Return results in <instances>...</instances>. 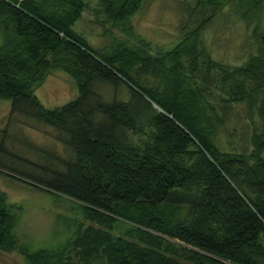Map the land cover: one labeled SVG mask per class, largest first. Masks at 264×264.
Returning <instances> with one entry per match:
<instances>
[{"label": "trees", "instance_id": "1", "mask_svg": "<svg viewBox=\"0 0 264 264\" xmlns=\"http://www.w3.org/2000/svg\"><path fill=\"white\" fill-rule=\"evenodd\" d=\"M142 2L100 5L118 24ZM86 7L0 0V101L18 125L51 127L67 149L41 148L35 161L10 150L4 132L0 174L77 201L71 211L82 218L59 249L19 246L21 207L0 187V250L19 251L28 264H264V128L250 125L242 152H223L213 137L224 119L209 116L205 102L219 63L222 111L247 102L250 120L264 124V33L261 55L232 69L199 49L210 18L159 56L123 41L100 51L74 28ZM55 71L70 75L77 95L49 109L37 91ZM139 71L160 85L147 87ZM103 83L123 85L128 97L106 101Z\"/></svg>", "mask_w": 264, "mask_h": 264}, {"label": "rangeland", "instance_id": "2", "mask_svg": "<svg viewBox=\"0 0 264 264\" xmlns=\"http://www.w3.org/2000/svg\"><path fill=\"white\" fill-rule=\"evenodd\" d=\"M223 1L222 5H211V0H143L130 20L115 24L107 19L100 0H87L83 19L74 28L96 50H109L118 41L132 47L146 43L149 46L148 52L152 56H159L177 47L191 31L210 18L196 38L199 49L209 52L215 61L232 69L248 62L251 56L261 55L264 1ZM185 60L188 64L189 58ZM216 66H212L211 72L213 84L219 86L218 75L221 70ZM139 74L140 81L147 87L160 85V79L152 74H142L141 71ZM217 86H212L213 97L205 100L208 115L220 117L225 122L223 125L216 123L214 143L223 152H242L253 131L250 125H256L261 130L264 124L257 115H253L250 120L247 102L233 104L223 112L220 105L225 94ZM97 90L106 101L128 97V90L123 85L103 83L98 85ZM76 95L77 89L72 78L60 71L49 75L37 91L39 100L49 109L70 102ZM210 107L216 108L215 113L211 112ZM17 122L10 115L9 103L0 101V140L5 132L4 140L10 150L35 161L39 160L35 153L41 148L56 151L61 156L67 153L66 147L56 138L57 132L51 127L24 123L21 124L25 126H19ZM43 160L50 159L43 157ZM33 186L32 183L28 185L0 174V187L21 207L15 227L18 245L33 251L59 249L72 234L73 224L82 221L81 216H75L71 211L78 202L44 186ZM0 264L28 262L19 251L9 253L0 250Z\"/></svg>", "mask_w": 264, "mask_h": 264}]
</instances>
